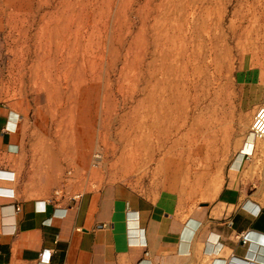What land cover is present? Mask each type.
Instances as JSON below:
<instances>
[{
	"label": "rangeland",
	"instance_id": "rangeland-1",
	"mask_svg": "<svg viewBox=\"0 0 264 264\" xmlns=\"http://www.w3.org/2000/svg\"><path fill=\"white\" fill-rule=\"evenodd\" d=\"M261 45L264 0H0V99L46 158L47 199L120 182L196 207L250 128Z\"/></svg>",
	"mask_w": 264,
	"mask_h": 264
},
{
	"label": "crops",
	"instance_id": "crops-1",
	"mask_svg": "<svg viewBox=\"0 0 264 264\" xmlns=\"http://www.w3.org/2000/svg\"><path fill=\"white\" fill-rule=\"evenodd\" d=\"M257 53L256 96L241 100L250 118L264 108V45ZM36 101L51 111L47 93ZM248 130L196 207L179 209L120 182L57 202L45 197L46 158L35 155L16 105L0 99V264H264V141L245 144Z\"/></svg>",
	"mask_w": 264,
	"mask_h": 264
},
{
	"label": "built area",
	"instance_id": "built-area-1",
	"mask_svg": "<svg viewBox=\"0 0 264 264\" xmlns=\"http://www.w3.org/2000/svg\"><path fill=\"white\" fill-rule=\"evenodd\" d=\"M248 135L253 137V142L264 141V108H258L254 113Z\"/></svg>",
	"mask_w": 264,
	"mask_h": 264
},
{
	"label": "bare ground",
	"instance_id": "bare-ground-1",
	"mask_svg": "<svg viewBox=\"0 0 264 264\" xmlns=\"http://www.w3.org/2000/svg\"><path fill=\"white\" fill-rule=\"evenodd\" d=\"M248 139H251V142H250V143H247V140H248ZM252 143H253V137H252L251 135H247V136H246V139H245V144H247V145H250V146H251V145H252Z\"/></svg>",
	"mask_w": 264,
	"mask_h": 264
}]
</instances>
